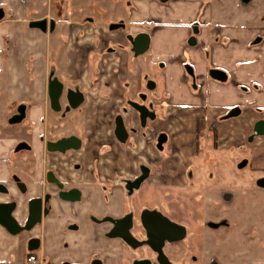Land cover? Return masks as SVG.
<instances>
[{
  "label": "crops",
  "instance_id": "obj_1",
  "mask_svg": "<svg viewBox=\"0 0 264 264\" xmlns=\"http://www.w3.org/2000/svg\"><path fill=\"white\" fill-rule=\"evenodd\" d=\"M215 1L217 7L211 0L196 4L186 1L190 10L184 13L188 24L183 33L175 25L165 31H146L151 36L147 54H151L152 60L166 63L162 71L165 77L162 90L167 92L164 100L158 78L143 73L145 55L135 54L131 40L138 33L137 20L144 17L143 10L159 16V2L0 0V183L11 184L12 178L17 177L27 184L31 196L42 192L44 169L25 160L26 153L17 152L21 143L32 146L39 154L45 139L75 135L81 139L82 148L66 156L91 166L90 171L78 172L76 183L67 179L65 189H79L80 201L61 196L52 200L49 215L36 227L43 231L41 243L37 248L33 245L31 254L45 255L47 261L56 264H93L96 260L103 264H130L135 257L120 236L111 235L112 224L98 223L95 219H121L133 212L138 223L144 209H157L167 215L166 209H174L173 204L181 203L174 191L183 189L186 195H191L197 191L194 184L199 188V199L194 201L203 205L199 212L203 245L201 258L193 257V263L264 264V185H261L264 174L258 180L251 175L245 185L259 198L237 196L235 181H229L226 174L232 172L237 178L242 170L263 172L264 157L259 160L261 164L252 163L248 155L241 161L233 159L240 145L247 143V150L255 160L257 150H261L257 146L264 144V136L251 139L253 131L223 133L225 123L236 119L239 125L242 116L226 119L223 114L227 108L254 107L264 119V0H252L249 8H240L238 0L232 1L230 7L224 5L225 0ZM155 16L152 15L151 21ZM195 17L200 22L199 35L196 45H191ZM42 19H47L48 25L54 20V30L49 26L47 31L30 26L32 21ZM187 57L199 58L197 65L204 67L195 70L197 84L183 68L182 61ZM211 66L224 72L227 79L209 84L206 76ZM54 78L84 93V105L66 116L53 111L49 82ZM209 91L210 108L221 114L220 121L217 120L220 143L212 148L218 161L210 169L206 163H197L194 156L206 154L201 140L208 139L205 132L214 123L209 125L204 119L199 120L200 116H190L207 107L203 97ZM144 94L147 101L143 106L147 105L151 114L148 127L155 136L162 132L167 135L163 146V150L168 149L165 157L153 143L156 139L149 136L152 132L132 133V127L138 128L140 114L130 105L142 103ZM160 103L166 107V115L157 110L162 107ZM119 117L124 119L127 142L117 136ZM249 125V121L244 123L247 128ZM225 148L232 153L230 165L223 162ZM140 164L150 169V173L137 190L158 189L169 201L162 208L147 207L144 203L139 208L142 201L132 200L135 193L131 197L129 188L121 182L126 174H140ZM204 165L208 179L196 173L198 168L204 171ZM52 170L56 177L60 176L59 170ZM47 187L57 191L50 182ZM171 220L191 233L187 224ZM34 233L36 230L8 237L7 244L15 246L9 258L2 259L0 264H28L23 255ZM256 252L261 254L256 256Z\"/></svg>",
  "mask_w": 264,
  "mask_h": 264
},
{
  "label": "flooded vegetation",
  "instance_id": "obj_2",
  "mask_svg": "<svg viewBox=\"0 0 264 264\" xmlns=\"http://www.w3.org/2000/svg\"><path fill=\"white\" fill-rule=\"evenodd\" d=\"M166 1H170V2H181V1H190L192 4H196L199 3V0H166ZM212 1V0H211ZM204 3H207L206 0H203ZM242 4L244 7H251L253 5V1L252 0H242ZM193 29L192 31H194V33L197 34H192L191 35V39H190V43L191 45H196V36L199 35V19H197V17H195V19H193ZM197 28V29H194ZM214 28V27H213ZM141 33H147V32H138L133 34V36L131 37L132 43L134 42V39ZM148 34V33H147ZM150 35V34H149ZM151 37V36H150ZM134 46V43H133ZM135 52V51H134ZM147 53V52H146ZM145 53V54H146ZM135 54L137 56H142L139 55L135 52ZM213 71H221L219 69H213L211 71V74ZM187 76L190 77L191 81L194 82V84H197V76L195 74V69H193V67L191 66L190 69L187 71ZM213 76V75H212ZM214 77V76H213ZM215 78V77H214ZM215 80L217 81H221L215 78ZM62 83V82H61ZM63 84V94L60 98V106L61 109L59 111H56L58 113H63V116H66L68 113H70L71 111L74 110H78L80 107H82L85 103V95H84V101L83 103L77 107V108H72L67 100V93L69 90H73V91H77V92H81L77 89H74L72 87H68L66 86L64 83ZM82 93V92H81ZM144 99H142V103L138 104L136 103L139 107L143 106V103L145 101H147V94H144ZM50 100V99H49ZM50 106H51V101H50ZM131 107H133L134 109H136L139 112V124L138 128L132 127V129L134 130L132 133L135 135L137 133H139V130L141 131H146L149 130L150 132L153 131L152 128L148 127V117L151 116L149 108L147 107V105H145V107L147 108V110L149 111L145 120H143L142 118V114L140 113V111L138 110V108L135 107V105H130ZM151 106V105H149ZM51 109L53 111H55L52 106ZM264 121V119H260L259 121ZM256 122V123H257ZM123 125V129H124V134H122L123 139H121L119 137V135H117L121 141L123 142H127L128 140V133L125 130V126H124V119L122 117H119V119L117 120V126H119V124ZM255 123V125H256ZM255 125H254V134L251 137V139H254L257 136H264V135H259L256 131H255ZM215 127V125H214ZM210 129V128H209ZM212 131L213 130H217L218 127L213 128V125L211 127ZM117 131H118V127H117ZM216 132V131H215ZM219 132L215 133V137L216 134H218ZM146 135H148V133H145ZM153 134V138H155L157 140L156 142V148H158V140L159 137L162 134H165L164 132L159 133L155 136V132H152ZM166 135V134H165ZM71 137H75L77 139L80 140V146L78 148H69L65 151H51L48 148L49 143H56L64 138H71ZM167 137V135H166ZM216 144L215 146L218 147L219 146V140L218 137H216ZM167 142V138L165 143ZM212 142H213V138H212ZM164 143V144H165ZM163 144V146H164ZM82 148V141L79 137L75 136V135H71V136H65V137H61L57 140H44V146L43 149L41 150V153L37 154L35 153V150L32 148V146H29L28 144H24L21 143L19 144V147L17 149V152H24L26 153L24 156L25 160L30 161V164H34L36 167H41L42 169H44L45 172V180L42 183V192L39 195L36 196H31V192L29 194V189L27 187V184L24 183L23 181H21L19 178L17 177H13L12 178V182L11 184L8 183H0V218L2 219V215L4 216L8 210H10V214L11 216L16 220V222L19 224V226L22 228V230L20 232H18L17 234H13L10 230H8L5 226H3L0 222V261L4 258L8 259L9 258V253L11 252V250L14 248L15 243H10L7 244L8 242V237H17V236H24L29 234L32 231L36 230V233H34L32 235V239H28L30 243H28V249L27 251L24 253V257H25V261L26 263H37V264H56L55 261L49 262L47 261V259L45 258V255H39V254H31L32 251L35 249L33 248V245L37 248L39 247L40 243H41V236L43 231L41 229H37L36 227H38L43 219L45 217H47L50 213V203L52 202L53 199H55L56 197L61 196L62 198H66V199H70L71 201H76L81 199V191L77 188L71 189L70 191L66 190V185H67V179L68 177L71 178V183H76L78 181L77 178H79V171H82L83 169H86L87 171L91 169V166L88 165L87 167L84 166L81 161H76L74 159L70 160L66 155L69 152H77ZM160 150V149H159ZM18 158V157H17ZM56 169L59 170L60 176L56 177L54 175V172L52 169ZM146 171V174H145ZM139 173L138 175L134 176V175H129L126 174L124 177H121V182L127 186L129 188L128 194L132 197V195L137 191V189L141 186V184L143 183V181L145 179H147V177L149 176L150 173V169L146 170L143 166V164H140L139 166ZM46 174H48L47 178H46ZM50 174V175H49ZM192 176V172L190 174ZM53 177V178H51ZM47 180L48 182L54 184L56 186L57 191H51V189H49V187H47ZM14 184V185H13ZM33 200H39L41 202V210H42V216H41V220L40 222H38L32 229L26 230L25 226L27 223V220L29 218L30 212H31V202ZM47 210V213L45 214L44 211ZM146 210H150V209H144L143 211H141L139 219H138V223L135 219L134 213L131 212L127 215H125L124 217H122L121 219H113L112 217H105L103 219H95L96 222L98 223H111L112 224V230L110 231L111 234L112 232H114L115 234H119L122 233L124 231L123 228V223L126 220V218L130 217L131 218V225L129 226V232L131 233V235L137 240V242L135 245H132L131 243L127 242L126 240H124L123 238H121V240L123 241V243L127 246L128 251L130 253V255L135 258L132 259V263L130 264H134L137 261H144V260H149L151 262V264H161L159 261V252H157L154 247L152 245L149 244V238L147 235V231L143 226L142 223V215L144 213V211ZM150 211H157L159 213H161L159 210L157 209H152ZM162 214V213H161ZM164 215V214H163ZM166 216V215H164ZM167 217V216H166ZM169 218V217H167ZM170 219V218H169ZM171 220V219H170ZM172 221V220H171ZM120 224V225H119ZM192 233H190L187 228H185V236L183 239L179 240V241H174V242H169V241H165L164 245H163V252L167 258V261L169 264H173V261L171 259L170 254H168L166 248L169 245L175 244L177 242L180 241H189V239L191 238ZM32 242V245H31ZM31 256H35L36 261L31 262L29 261V258ZM97 261V260H96ZM102 263V262H101ZM63 264V263H61ZM103 264V263H102Z\"/></svg>",
  "mask_w": 264,
  "mask_h": 264
},
{
  "label": "rangeland",
  "instance_id": "obj_3",
  "mask_svg": "<svg viewBox=\"0 0 264 264\" xmlns=\"http://www.w3.org/2000/svg\"><path fill=\"white\" fill-rule=\"evenodd\" d=\"M153 1L160 3L159 4L160 8H159V10H157L159 16H157V13L152 14L151 11L143 10L144 11V17L142 19L138 18L136 30L138 32H140V31L157 32L159 30L165 31V30H168L167 29L168 26L170 27V26L175 25L177 27L176 30L181 31L179 33H183L182 31L184 30L185 24H188V23H185L186 18H184V15H185L184 13H185V11L190 10L189 6L187 4H185V1H181V2H170V1H163V0H153ZM232 1L234 3L235 0H225L224 5L230 7V5L232 6ZM145 2H147V1H145ZM147 3H149V2H147ZM211 3L213 4V6H216L215 3H218V2H216L215 0H212ZM255 4H256L255 7L257 8L258 4L257 3H255ZM238 6L240 8L244 7L242 4V0H238ZM152 15H154V16L156 15L155 16L156 18L153 19V21H151ZM156 19H159V22ZM191 32H192V34L194 33V31H191ZM194 34H197V33H194ZM150 49H151V47H150ZM150 49L148 50V52L150 51ZM147 53L145 54V57H144V63H143V67H144L143 70L144 71H143V73H147L148 76H150V77L158 78V81L161 85L160 95L165 100L167 98V92L162 90L164 83H165V80H164L165 77L162 76V74H163L162 71H163V67L166 66V63L163 60H152L151 54H147ZM196 60L200 61L199 58L196 59V58H190V57H187L185 60L182 61V63H184L183 68L186 70V72L190 69L191 66L195 70L199 67L202 70L204 69V67L202 65H200V64L197 65ZM214 68L215 67L211 66L210 68L208 67V69H207V76L206 77L208 79L207 82L209 84L210 83H217V82L220 83V81L215 80V78L211 74V71ZM243 93L244 92L241 91V93H240L241 98H244L242 96ZM210 95H211V92L209 91L206 93L205 97H203L205 99V102H207L206 103L207 107L203 111H201L199 114L194 112V113H191L190 116H192V118L200 116L198 118L199 120L204 119V121H206V123H208L209 125L211 123H214L215 127H219V125L217 124V120L220 121L221 114L219 113V111H217V109L214 108V110H212L213 108H210L211 104H212V100L210 98ZM162 104L163 103H160L159 105L162 106ZM241 105H244V104L241 103ZM245 105H247V104H245ZM235 109H236V107L227 108L224 110L223 115L226 119H232V118H236V116L239 117L242 115L238 120L240 124L238 125L236 119L234 121L227 122L228 124L225 123V126L223 128V133L227 134V133H231L233 131H239L242 134L245 131V133L247 134V133H251L252 131L254 132V123L255 122H252L251 119L254 118L255 121L260 120L261 118H263L262 112L260 110H257L254 107H247V106L242 107L241 106V108H239V110H240V112H242V114L239 113L238 115L230 116ZM157 110L160 111L161 114L166 115V107L165 106H162L161 108H157ZM248 121L250 122V125L247 128L246 126H244V123H246ZM232 122L234 123V125L231 124ZM214 125H213V128H215ZM211 127H212V125L208 126L207 127L208 129L205 132V135L208 137V139L201 140L202 146L204 148L203 152H206V154L204 155V153H201V154L197 155L196 157L194 156V158L197 160L196 161L197 163L199 161L202 162L203 164L206 163L209 169L212 165H214L218 161V158L216 159L217 153L212 148H216V146H215V144H216L215 141H217L216 137H218V140H219V138L221 136V135H219V133H220L219 132L218 134H216V137H215V133L218 132L219 128L217 130L212 131ZM149 136H153V135L151 134ZM212 138H213V142H212ZM156 142H157V140H155V142H153V143H155V146H156ZM219 143H220V140H219ZM246 144L247 143H245V146H244V144L242 146L240 145L239 152L236 153V155H235L236 157H234L233 160L234 161L235 160L241 161L244 157H246L248 155V158L250 159V161H252V163L258 164V162H260V164H261V161H259V160L260 159L262 160L261 157H264V144L257 146V148H261V150H257V155L255 154L256 155L255 160H253V156H252L253 153L247 150ZM225 145H226V143H225ZM225 150H227V148H225ZM161 151H162V153H165L164 157L168 154V149H165V150L161 149ZM231 157H232V153L230 152V150L224 151V155H223L224 164L227 163L230 165V163L233 162V161H231L232 160ZM193 161H195V160H193ZM262 163H264V161H262ZM207 166L204 167V171L201 168H198L199 170L197 169V172H196L197 175H203V178L206 177L208 179L209 178L208 177L209 172L206 171V173H205V170H208L206 168ZM204 174L206 176H204ZM226 174H228L230 176L232 174V172H229ZM263 174H264V171L261 172L260 170L256 171L255 173L249 172L248 170H242L239 172V175H237L238 179L233 177V175H231L232 178L229 176H228V178L230 179L229 181H235L234 184L236 187H234V189L237 191L235 193L240 198L241 197H247L248 195L252 196V197H257L258 194L257 193L255 195L252 194V189L245 187V185H246L247 181L250 180L251 175L254 176V178L256 180H258V178L263 176ZM192 186L194 189H197V191L199 192L198 186L194 187V184ZM197 191H195L191 195H189V194L186 195V193H184L183 189H181L180 192H178V193H177V189H176L174 191V195L176 194L175 197H178V196L180 197L179 199L181 200V203L179 202L176 205L173 204L175 207L174 209H169V210L166 209L165 210V213H167L166 216H168L171 219L173 218V220H180L181 222L187 224L190 227V231L192 233V236L189 239V241L183 240V241L177 242L175 244L169 245L166 248V250L170 253L171 259L174 262V264H195V263H193L192 258L193 257H197V259L201 258V249H202L201 246L203 245V240H202V236H201L200 232L202 230L201 228L203 226L202 225L203 221L200 218L201 214L199 212H200V209L203 205L199 201H196V200L194 201V199H197V200L199 199V196H198L199 193ZM197 196H198V198H196ZM257 198H259V197H257ZM132 200H136V201L141 200L142 201L141 203L138 204L139 208L142 207L143 203H144V206H147V207L153 206V208H154V206H159V208H162L161 207L162 205L164 206L165 203H169V201L168 202L166 201V198L164 197L163 193L158 191V189L151 188V189L147 190V188H145V187L141 188L140 190H137L135 192ZM153 201H155V202L160 201L163 203L162 204L158 203V205H155V203H152ZM180 204H182V207H180ZM192 208H194V211L192 210V212L189 213L188 210H190ZM234 227H236V226H234ZM259 254H261V253L256 252V256H259Z\"/></svg>",
  "mask_w": 264,
  "mask_h": 264
},
{
  "label": "water",
  "instance_id": "obj_4",
  "mask_svg": "<svg viewBox=\"0 0 264 264\" xmlns=\"http://www.w3.org/2000/svg\"><path fill=\"white\" fill-rule=\"evenodd\" d=\"M166 1V0H163ZM30 26L33 28H38L42 31H47L48 26L50 30H54L55 28V21H49L47 19L36 20L30 23ZM134 51L139 54H145L150 49L151 44V37L147 33H141L134 39ZM212 75L221 81H225L227 76L222 71H213ZM63 94V84L59 81V79L54 78L49 82V98L51 101V106L55 111H59L61 109L60 106V98ZM67 100L72 108L79 107L84 101V95L81 92L69 90L67 93ZM135 107L138 108L140 113L142 114L143 120H145L148 110L145 106H138L135 104ZM240 113L239 108H236L230 116H235ZM150 114V113H149ZM255 131L259 135H264V121H259L255 125ZM123 125L120 123L118 126V135L121 139H123L122 134H124ZM166 135L162 134L158 140V148L161 150L163 149V144L166 141ZM80 146V140L71 137V138H64L56 143H49L48 148L51 151H65L69 148H78ZM264 185V182L261 183ZM31 212L29 218L27 220L25 229L29 230L32 229L38 222L41 220L42 210H41V202L39 200H33L30 204ZM47 213V210L44 211ZM0 222L3 226H5L8 230H10L13 234H17L22 230L16 220L11 216L10 210L3 216L2 219L0 218ZM142 223L144 228L147 231V235L149 238V244L154 247V249L159 252V261L161 264H169L167 258L163 252V245L164 242L167 240L169 242L179 241L184 238L185 236V227L179 225L169 218L164 216L163 214L157 211H144L142 215ZM120 225V224H119ZM124 231L119 234H115L112 232V236H120L127 242L135 245L137 240L131 235L129 232V226L131 225V218L128 217L122 224ZM63 264H70V263H63ZM93 264H102L101 261L97 260ZM134 264H151L149 260L144 261H137Z\"/></svg>",
  "mask_w": 264,
  "mask_h": 264
},
{
  "label": "built area",
  "instance_id": "obj_5",
  "mask_svg": "<svg viewBox=\"0 0 264 264\" xmlns=\"http://www.w3.org/2000/svg\"><path fill=\"white\" fill-rule=\"evenodd\" d=\"M29 261H31V262H34V261H36V258H35V256H31V257L29 258Z\"/></svg>",
  "mask_w": 264,
  "mask_h": 264
}]
</instances>
